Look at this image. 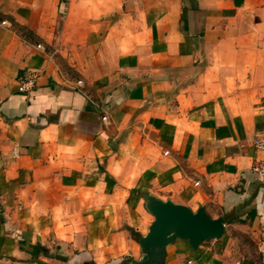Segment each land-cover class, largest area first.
<instances>
[{"label":"crops","instance_id":"1","mask_svg":"<svg viewBox=\"0 0 264 264\" xmlns=\"http://www.w3.org/2000/svg\"><path fill=\"white\" fill-rule=\"evenodd\" d=\"M263 134L264 0H0V264H132L148 194L226 224L165 264H264Z\"/></svg>","mask_w":264,"mask_h":264},{"label":"water","instance_id":"2","mask_svg":"<svg viewBox=\"0 0 264 264\" xmlns=\"http://www.w3.org/2000/svg\"><path fill=\"white\" fill-rule=\"evenodd\" d=\"M145 206L155 220L148 233L139 239L142 258L132 264H165L167 246L177 238L187 240L192 247L198 248L204 241L219 239L226 232L224 221L211 217L203 205L193 210L171 199L163 200L148 194ZM239 264L256 263L245 260Z\"/></svg>","mask_w":264,"mask_h":264},{"label":"rangeland","instance_id":"3","mask_svg":"<svg viewBox=\"0 0 264 264\" xmlns=\"http://www.w3.org/2000/svg\"><path fill=\"white\" fill-rule=\"evenodd\" d=\"M228 235L231 237V256L237 264L245 260L258 259L257 245L247 232L231 226L229 227Z\"/></svg>","mask_w":264,"mask_h":264},{"label":"built area","instance_id":"4","mask_svg":"<svg viewBox=\"0 0 264 264\" xmlns=\"http://www.w3.org/2000/svg\"><path fill=\"white\" fill-rule=\"evenodd\" d=\"M36 77H31L28 80H23L20 84V90L25 91L35 85ZM256 149L261 152V159L253 166V171L259 176L264 183V134L255 142Z\"/></svg>","mask_w":264,"mask_h":264},{"label":"trees","instance_id":"5","mask_svg":"<svg viewBox=\"0 0 264 264\" xmlns=\"http://www.w3.org/2000/svg\"><path fill=\"white\" fill-rule=\"evenodd\" d=\"M141 237V234H137V238L139 239ZM32 250L35 256L40 255L41 253L50 256L51 253L47 247L42 246L41 244H36L32 246ZM132 261L131 257H125L122 261V264H129Z\"/></svg>","mask_w":264,"mask_h":264}]
</instances>
